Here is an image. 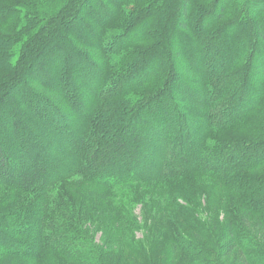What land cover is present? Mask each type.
<instances>
[{
    "label": "trees",
    "instance_id": "obj_1",
    "mask_svg": "<svg viewBox=\"0 0 264 264\" xmlns=\"http://www.w3.org/2000/svg\"><path fill=\"white\" fill-rule=\"evenodd\" d=\"M177 29L185 46L170 39L162 48ZM116 39L134 47L104 70L82 52L114 50ZM151 54L165 70L147 63ZM185 66L201 77L192 81L201 92L183 87ZM254 75L264 78V0H0V192L35 197L0 217V264H161L165 256L200 264L196 254L225 239L226 258L236 250L243 264L264 257L248 233H264V90L253 91ZM53 89L56 102L43 93ZM170 90L192 102L183 108L190 114ZM159 111L161 122L149 123ZM200 178L222 195L210 210L231 215L223 233L195 218L184 196L203 190ZM77 184L82 195L67 189ZM137 207L159 222L153 239L165 247L136 238L154 227L134 219ZM176 216L188 227L164 238L161 227L181 223Z\"/></svg>",
    "mask_w": 264,
    "mask_h": 264
},
{
    "label": "rangeland",
    "instance_id": "obj_2",
    "mask_svg": "<svg viewBox=\"0 0 264 264\" xmlns=\"http://www.w3.org/2000/svg\"><path fill=\"white\" fill-rule=\"evenodd\" d=\"M123 7H128V6H123ZM258 9V8H257ZM167 15H168V13H164V15L162 16V15H158L159 17H161V18H163V23H162V25H161V27L159 28V34L161 33V31H162V29H164V28H166L167 26H166V19L168 18L167 17ZM154 17V16H153ZM160 18V19H161ZM159 20V19H158ZM181 21V20H180ZM224 22V21H223ZM92 23V22H91ZM168 23H169V21H168ZM221 23V22H220ZM169 25V24H168ZM194 25V24H193ZM192 24L191 25H189L188 27H186L185 29H184V32H185V34L186 35H192L193 34V32H192V30H191V28H192V26H193ZM166 26V27H165ZM217 28V26H214L213 27V30H215ZM182 33H183V31H181ZM182 33H180V30L179 29H177V30H172L169 34H168V37H167V39L165 40V41H163V42H161V47L162 48H165V49H167L168 47H169V40L171 39V44L172 45H174L175 47H180V45L182 44V42L181 41H184V37H183V35H182ZM133 31L132 32H130V34H128V37L129 36H131L130 38L131 39H133L134 37H133ZM135 34V33H134ZM127 37V38H128ZM149 38V37H148ZM109 40V38H105V41H103L104 42V44L106 43V41H108ZM159 40V39H158ZM109 41H111V40H109ZM108 41V42H109ZM120 41H121V39H116L115 40V42H117L116 44V46H118L119 45V43H120ZM145 41H147V38L145 39ZM107 42V43H108ZM150 42L151 41H149V39H148V44H141V46H139V47H141V49L143 48H145L146 46H148V45H150ZM231 42H233V41H231ZM237 42H239V40L238 41H234L233 42V48L234 47H237V46H241V43H237ZM112 43V42H111ZM146 43V42H145ZM186 43V42H185ZM195 43H196V45L198 46V49L200 50V43H201V41L200 42H197V41H195ZM113 45V44H112ZM112 45H111V47H112ZM185 46V44H182V46ZM132 47H134V46H132ZM131 47V48H132ZM130 48V46H128V45H119L118 47H116L114 50H113V47H112V49H110L109 47H107V45H106V47H105V49H101V51L100 50H98V51H94V50H92L90 47H88V49L87 48H85V50H82V52L83 53H85L86 55H89V57L90 58H93V62L94 63H96V65H98V66H100V68L102 69V70H104V68L106 67V66H112V64L113 63H115L117 60H119L120 59V56L121 55H127V53L129 52V49ZM130 48V49H131ZM135 49V48H134ZM140 49V48H139ZM136 50V49H135ZM137 51V50H136ZM232 52L228 55V57H227V60H230L229 58H231V57H234L235 56V54L233 53L234 51L233 50H231ZM138 52V51H137ZM170 52H174V51H172V50H168V53H170ZM199 51H198V53H194V52H192V55H194V56H196V57H198L199 56ZM171 54V53H170ZM171 56H172V54H171ZM183 56V55H182ZM161 57V56H160ZM160 57H157L156 56V54H151L149 57H147V58H149V60H148V62L147 63H149L150 65L152 64V65H154V64H157L158 63V65L156 66V68H155V71H156V69H158V70H165V66H164V60L162 59V58H160ZM160 58V59H159ZM180 58H178V57H176L175 58V65H174V67H173V69H179V70H181V72H182V66H183V64L181 63V61L179 60ZM159 60H160V63H159ZM122 61H124V60H122ZM168 62H171V60L170 59H168L167 60ZM184 61V60H183ZM162 62V63H161ZM124 63H126V64H128V62H127V60H126V62H124ZM126 64H122V65H126ZM259 64V63H258ZM213 65H215V68H213V69H216L217 68V70H216V72H214V74H212L213 76H218V74H217V72H218V70H219V66H220V62H217V61H215V63L213 62ZM219 65V66H218ZM146 70H149V67H147V69ZM187 66H185L184 67V71H183V78L185 79V81L186 82H188V83H185V84H188V85H184L183 87H185L187 90H192V91H198V92H201V89L199 88V87H193V83H192V81H194V79H196V81L199 83L201 80H200V76H198L197 78L196 77H190L189 75H186V73H187ZM199 72V71H198ZM209 74H211V72L209 73ZM219 76H221V75H219ZM254 77L256 78V80H255V82H254V85H253V87H255V90H253V91H260V90H264V78L262 77V76H258V75H254ZM253 77V78H254ZM89 82V81H88ZM163 81H161L160 83H159V87L161 86V85H163V84H161ZM257 82H259V83H257ZM191 83V84H190ZM225 83H226V81H225ZM39 84V83H38ZM38 84H31V87L34 89V91L35 92H42L41 91V87H39V85ZM175 84H179L180 85V82L179 81H175V82H172V84H171V86H170V88L171 87H174L175 86ZM88 85V84H87ZM183 87H181V89L183 88ZM189 88V89H188ZM90 88H88V90H89ZM171 89H174V88H171ZM54 91L53 92H51V91H49V92H44L43 91V93L44 94H46L47 96H49L50 98H51V100H53V101H57L58 100V98L57 97H55V96H53L55 93H58V91H56V89H53ZM104 91H105V84L104 83H102V86H101V88H100V90H99V92L98 93H101V94H103L104 93ZM146 92V90H143V94ZM173 92H174V90H170L169 91V93H170V97H172L173 99H174V101L176 102V105H177V107H179V109L181 110L182 109V111L183 112H185L186 114H190L189 112V110H187L186 108L185 109H183L184 107H192L191 106V101L188 99V98H185V99H183L180 95H179V91L177 90V92H176V96L174 97V94H173ZM126 93H128L127 95H135L136 97H139V95H140V92H135V91H128V92H126ZM51 94V95H50ZM169 95V94H168ZM252 96V95H251ZM168 97V96H167ZM165 101V98H162L161 99V101ZM184 103H186V104H184ZM21 105V104H20ZM102 105V104H101ZM165 105V104H164ZM64 107H65V105H64ZM193 108V107H192ZM103 110H105V111H107L106 110V108L105 107H103ZM187 111V112H186ZM255 114H257L256 112H254ZM157 114V113H156ZM161 115V113H160V111H159V113L157 114V115H155V116H153V117H151V119L149 120V123H152L153 121L152 120H154L155 121V119H156V123H158V122H161V120L160 119H158V117H160V115ZM254 115V114H253ZM251 116L250 117V119L252 118H255L254 116ZM257 116V115H256ZM152 121V122H151ZM158 121V122H157ZM157 125V124H156ZM66 131V130H65ZM154 149H156V148H154ZM154 149L152 150V152L154 151ZM156 152V151H155ZM156 153H158V150H157V152ZM155 153V154H156ZM156 156H159V158H161V156H162V154L160 153H158V154H156ZM201 180H197L196 182L199 184V185H201L200 187L203 189V190H201L199 193H196V191L194 190L193 192L191 191V193L190 194H188V195H184V196H188V199H190L189 201L190 202H193L194 204H195V212H196V214L194 215V217L195 218H199V219H201L202 221H205L206 223H209V221L211 222V223H213V228H214V234L216 235V234H220V233H223V232H225V230H226V225H227V222H228V219L231 217V215H228V213H227V211L224 213V212H221L220 210L219 211H217L216 210V212H214V210L213 211H211L210 210V206H211V203H210V199L211 198H213V200H212V203H214L215 204V201H216V199L217 198H219V199H221L222 198V195H221V193L218 191V190H213L212 188H210L209 189V182H207L208 180L207 179H205V178H200ZM203 180V181H202ZM65 188V187H64ZM81 188V189H80ZM67 189L68 190H70V191H76V190H78V189H80L78 192H76L77 194H83V186L82 185H80V184H77V185H71V186H68L67 187ZM209 190L211 191V193H209ZM55 191H56V189H54V190H51V191H49V194L48 195H50V193H53V195L55 194ZM52 195V196H53ZM77 196H79V195H77ZM35 197L33 196V195H31V194H20L19 192H15L14 190H12L11 188H9V189H5V190H3L2 192H0V217H3V216H5V215H7V214H12V213H15L16 211H19V210H21V209H23L24 207H26V206H28V204H33V202L35 201V199H34ZM214 198H216V199H214ZM59 199H61V201H62V196H60L59 197ZM43 208L44 207V203L42 202V200H40V202L38 203H36V205H35V208ZM132 215L134 214L135 215V217H134V219L137 221V222H139L140 223V221H142V223L143 224H145V223H150V224H152V226H154L153 228H151L150 229V231H151V233L149 232V233H147L145 230H139L138 231V233H136V238H141L142 237V235H144V233H145V235L146 236H148V237H150L151 239H153L154 238V235L155 234H157V232H160V231H158L156 228H157V226H155V224H159V222H154V218H152L151 219V217L150 216H147V214H144V216H142V214H141V209H140V207H137L136 209H130V211H129ZM195 212H193V213H195ZM197 212H199V213H197ZM166 218H170L169 217V215H167V216H165ZM179 216H176V218H178ZM49 220H51V221H55L54 220V218H52V217H49ZM178 220V219H177ZM239 220H241L242 221V219H241V217L239 216ZM167 221H168V219H167ZM179 221L181 222V223H179L178 225H173V224H171L170 226L171 227H169V226H167V227H165V225H163L162 227H161V233L162 234H164V238H166V236L167 237H169V236H172V234L174 233H177V232H184L185 230H186V228L188 227V222L183 218V217H179ZM256 220L255 219H253L252 217L250 218V221H249V223H250V225H252L254 222H255ZM239 222V221H238ZM166 224H167V222H166ZM173 225V226H172ZM153 233V234H152ZM248 233H249V235L251 236V237H253L254 239H256L260 244H262L263 245V247H262V252H263V254H264V233H262V232H258L255 236L252 234L253 232L250 230V231H248ZM134 237H135V235H134ZM150 239V240H151ZM158 238L156 237L155 239H153V240H151V242H150V245H153L154 247H157V246H159L160 244H163V247H165V245H166V241L163 243V241L162 242H158L157 241V243L155 242V240H157ZM165 240V239H164ZM152 241H154V242H152ZM226 242H228V240H226L225 239V241L220 245L219 244V246H217V248H215V249H208V250H205V249H201V251H199V254H196V255H199L197 258L196 257H194L193 258V260L192 261H197V262H199L200 264H243V257H241L240 256V258L239 257H237V252H238V250H236V251H234V252H232L229 256H228V258H226L225 256H224V252H223V250H220L221 249V246L222 245H224ZM2 246V244H0V247ZM116 246L121 250V249H123V247H122V245L120 244V243H118V244H116ZM260 250V251H261ZM262 252H261V254H262ZM253 259H255L256 261L255 262H252L253 264H264V257H255V258H253ZM252 259V260H253ZM109 261L111 260L112 261V258H109L108 259ZM44 262H47V261H44ZM188 263V261L187 260H183V259H179L178 261H175V262H172L171 264H187ZM22 264H29V263H22ZM45 264V263H44ZM117 264H119V262L117 263ZM161 264H170V262L168 261V259H167V257L165 256V258H164V260L163 261H161Z\"/></svg>",
    "mask_w": 264,
    "mask_h": 264
}]
</instances>
